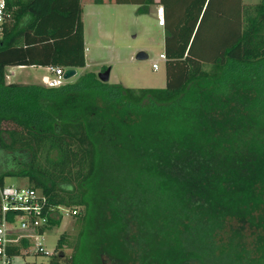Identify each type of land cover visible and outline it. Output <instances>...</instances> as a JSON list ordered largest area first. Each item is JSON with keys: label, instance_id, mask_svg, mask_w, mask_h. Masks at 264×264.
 Here are the masks:
<instances>
[{"label": "trees", "instance_id": "obj_1", "mask_svg": "<svg viewBox=\"0 0 264 264\" xmlns=\"http://www.w3.org/2000/svg\"><path fill=\"white\" fill-rule=\"evenodd\" d=\"M69 1L3 0L0 22V187L78 208L48 263L264 264V0L223 9L229 28L215 0H93L162 7L163 87L6 83L8 65L71 62L41 25Z\"/></svg>", "mask_w": 264, "mask_h": 264}, {"label": "rangeland", "instance_id": "obj_2", "mask_svg": "<svg viewBox=\"0 0 264 264\" xmlns=\"http://www.w3.org/2000/svg\"><path fill=\"white\" fill-rule=\"evenodd\" d=\"M76 1L71 0L62 4V7L59 6L60 11L65 9L73 11L68 18L58 15L55 10L49 18L41 22L44 29H53V43L58 48L56 54L58 62L69 60L71 57V62L58 63L64 69L73 68L75 71L65 82L74 81L85 72H92L96 75L97 72L108 67L107 83L120 84L124 87L158 88L164 86V63L158 60V54H164L165 51V28L157 25L156 11L160 7L157 2L148 5L146 11L140 13L137 12L139 4L132 2L81 0L77 4ZM256 1L243 0L245 3ZM56 4L57 2L54 6ZM222 11L223 17H227L223 19L225 26L227 28L237 26L236 13L231 10L218 9L216 13L220 18H223ZM178 14L181 13L178 12ZM59 20L62 21L61 25H65H57ZM169 23L167 17L165 26ZM137 51H144L146 58L134 59ZM184 56L189 57L187 50L184 51ZM191 58L196 60L197 65H205L211 60V56L203 58L202 55ZM154 61L157 62L155 70L151 68V63ZM5 72L9 77L8 81L32 83L40 81V76L45 74L46 70L36 66H22L13 70L12 67H7ZM4 169L5 167L0 164V170ZM3 183L5 185H25L27 182L25 178L6 176ZM55 212L58 216L54 215L53 218H58V221L47 227L42 241L48 251L55 247L61 233L73 235L80 225L77 216L65 215L66 207L58 206ZM63 249L65 253L69 252V249ZM26 260H34L35 264H48V257L43 255H35L34 258L27 257Z\"/></svg>", "mask_w": 264, "mask_h": 264}, {"label": "built area", "instance_id": "obj_3", "mask_svg": "<svg viewBox=\"0 0 264 264\" xmlns=\"http://www.w3.org/2000/svg\"><path fill=\"white\" fill-rule=\"evenodd\" d=\"M3 17L4 3L0 0V22ZM156 19L158 25L164 24L161 7L156 11ZM164 59V54L159 53L158 60ZM151 68H157L156 61L151 63ZM46 69L48 75L41 77L45 87H57L65 83L62 67L48 65ZM56 209L45 206V197L36 188L3 184L0 187V264H35L34 260H26L35 255L48 257L49 261L54 248L46 250L42 241L48 227V217L58 216ZM77 212V207L67 208L65 215L74 216Z\"/></svg>", "mask_w": 264, "mask_h": 264}, {"label": "crops", "instance_id": "obj_4", "mask_svg": "<svg viewBox=\"0 0 264 264\" xmlns=\"http://www.w3.org/2000/svg\"><path fill=\"white\" fill-rule=\"evenodd\" d=\"M207 1V0H206ZM206 1H205V3H206ZM258 1V0H257ZM256 1V2H257ZM243 3H245V2H243V0H215L214 2H213V4H212V8H222V9H233V8H235V7H239V5L240 4H243ZM255 3V2H254ZM161 7V6H160ZM205 7V4L203 5V8ZM162 8V7H161ZM203 10V9H202ZM162 14H163V9H162ZM158 25V24H157ZM158 26H164V24L163 25H158ZM85 50H86V48H85ZM7 67H12V70L14 69V68H20V67H22L21 65L20 66H16V65H8V66H5L4 67V73H5V82L6 83H22V84H26L25 82H16V81H8V75H7V72H5V69L7 68ZM36 67H41V68H44L45 70H46V73L45 74H42L41 76H40V81H37V82H32V83H37V84H40V83H42V81H41V77L42 76H45V75H48V71H47V66H36ZM61 67V66H60ZM63 69H64V67H63ZM13 74V73H12ZM12 74H10V75H12ZM43 84V83H42Z\"/></svg>", "mask_w": 264, "mask_h": 264}, {"label": "water", "instance_id": "obj_5", "mask_svg": "<svg viewBox=\"0 0 264 264\" xmlns=\"http://www.w3.org/2000/svg\"><path fill=\"white\" fill-rule=\"evenodd\" d=\"M146 58V53L144 51H137L134 54V59L140 60ZM108 72L109 68L106 67L103 70L96 73V78L101 82H107L108 81ZM75 73L73 68H65L63 71V78L66 80L69 77H71Z\"/></svg>", "mask_w": 264, "mask_h": 264}]
</instances>
